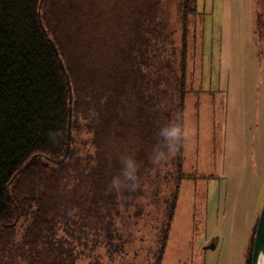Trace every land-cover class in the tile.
<instances>
[{
    "label": "trees",
    "instance_id": "obj_1",
    "mask_svg": "<svg viewBox=\"0 0 264 264\" xmlns=\"http://www.w3.org/2000/svg\"><path fill=\"white\" fill-rule=\"evenodd\" d=\"M203 21L197 0H0V264L162 263Z\"/></svg>",
    "mask_w": 264,
    "mask_h": 264
},
{
    "label": "rangeland",
    "instance_id": "obj_2",
    "mask_svg": "<svg viewBox=\"0 0 264 264\" xmlns=\"http://www.w3.org/2000/svg\"><path fill=\"white\" fill-rule=\"evenodd\" d=\"M197 8L187 176L161 264H244L264 201L263 0H197Z\"/></svg>",
    "mask_w": 264,
    "mask_h": 264
},
{
    "label": "water",
    "instance_id": "obj_3",
    "mask_svg": "<svg viewBox=\"0 0 264 264\" xmlns=\"http://www.w3.org/2000/svg\"><path fill=\"white\" fill-rule=\"evenodd\" d=\"M57 52V50H56ZM61 63V60H60ZM68 81V79H67ZM69 83V81H68ZM70 89V104L72 103V92L71 86L69 85ZM71 116H72V107H69V119H68V138L71 134ZM251 264H264V201L261 206L254 236H253V243H252V254H251Z\"/></svg>",
    "mask_w": 264,
    "mask_h": 264
},
{
    "label": "clouds",
    "instance_id": "obj_4",
    "mask_svg": "<svg viewBox=\"0 0 264 264\" xmlns=\"http://www.w3.org/2000/svg\"><path fill=\"white\" fill-rule=\"evenodd\" d=\"M176 132H178V130H176V129H173V130H172V133H176ZM164 135H165L166 137H168V136L170 135V133L165 132ZM127 167H128L129 169H133V164H132V163H129V164L127 165ZM125 175L128 176L130 179L132 178L131 173H129V172H125Z\"/></svg>",
    "mask_w": 264,
    "mask_h": 264
},
{
    "label": "flooded vegetation",
    "instance_id": "obj_5",
    "mask_svg": "<svg viewBox=\"0 0 264 264\" xmlns=\"http://www.w3.org/2000/svg\"><path fill=\"white\" fill-rule=\"evenodd\" d=\"M219 178V177H218Z\"/></svg>",
    "mask_w": 264,
    "mask_h": 264
}]
</instances>
